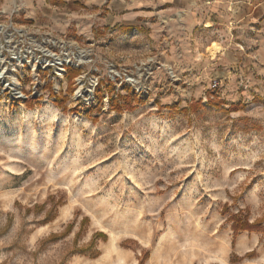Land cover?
Returning a JSON list of instances; mask_svg holds the SVG:
<instances>
[{
  "label": "rangeland",
  "instance_id": "rangeland-1",
  "mask_svg": "<svg viewBox=\"0 0 264 264\" xmlns=\"http://www.w3.org/2000/svg\"><path fill=\"white\" fill-rule=\"evenodd\" d=\"M46 1L39 20L0 4V264H264V232L233 245L230 219L264 217L254 58L172 16L89 23Z\"/></svg>",
  "mask_w": 264,
  "mask_h": 264
},
{
  "label": "crops",
  "instance_id": "crops-1",
  "mask_svg": "<svg viewBox=\"0 0 264 264\" xmlns=\"http://www.w3.org/2000/svg\"><path fill=\"white\" fill-rule=\"evenodd\" d=\"M0 4L10 10L17 0H0ZM45 4L46 0H23L22 6L27 11L26 17L31 13L39 20ZM104 8L109 9L108 21L118 25H154L163 17L172 16L178 21L179 35L193 34L197 27L221 35H217L216 41L226 35L227 43L242 47L234 50L233 57L254 58L255 68L264 74V0H212L208 4L204 0H67L66 3L67 16L89 23L95 22ZM98 260L104 261L103 257Z\"/></svg>",
  "mask_w": 264,
  "mask_h": 264
},
{
  "label": "trees",
  "instance_id": "trees-1",
  "mask_svg": "<svg viewBox=\"0 0 264 264\" xmlns=\"http://www.w3.org/2000/svg\"><path fill=\"white\" fill-rule=\"evenodd\" d=\"M27 102L29 103V106L32 107V99L31 101L29 99H27ZM118 109H121V107L118 105L117 106ZM225 209V207H224ZM88 217L84 216L82 221H81V228L78 231V234L81 232L82 227H83V222L85 220H87ZM230 219H232V229H233V240H232V244L235 245V240L237 235L242 231V230H249V231H262L264 232V224H263V220L264 217H260L255 219L254 221H250L248 217H241L240 215H238L237 213L232 214L230 216ZM71 226L72 224L69 223L66 227V229L64 230V233L69 232L71 230ZM53 234H57V233H51ZM102 235L104 237H107V234L104 233L103 231H97L95 232L92 240L95 239L96 236ZM99 254V252L97 251L95 254H93L92 256H97ZM255 255V250H250L248 252L245 253L244 256H254ZM148 257V251H144L143 256L140 258L139 262L137 264H143L146 260V258ZM241 256L237 255L236 257L233 258L234 261L240 259Z\"/></svg>",
  "mask_w": 264,
  "mask_h": 264
},
{
  "label": "bare ground",
  "instance_id": "bare-ground-1",
  "mask_svg": "<svg viewBox=\"0 0 264 264\" xmlns=\"http://www.w3.org/2000/svg\"><path fill=\"white\" fill-rule=\"evenodd\" d=\"M111 247H116V245H115V238H113V240L111 241ZM120 258L121 259H124L125 257L122 255V256H120Z\"/></svg>",
  "mask_w": 264,
  "mask_h": 264
},
{
  "label": "built area",
  "instance_id": "built-area-1",
  "mask_svg": "<svg viewBox=\"0 0 264 264\" xmlns=\"http://www.w3.org/2000/svg\"><path fill=\"white\" fill-rule=\"evenodd\" d=\"M207 4L210 3L212 0H204Z\"/></svg>",
  "mask_w": 264,
  "mask_h": 264
}]
</instances>
